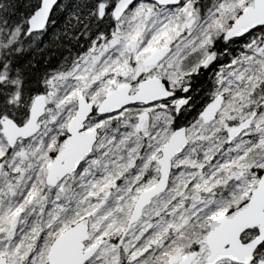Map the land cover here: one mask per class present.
Here are the masks:
<instances>
[{"label": "snow or ice", "instance_id": "snow-or-ice-1", "mask_svg": "<svg viewBox=\"0 0 264 264\" xmlns=\"http://www.w3.org/2000/svg\"><path fill=\"white\" fill-rule=\"evenodd\" d=\"M0 264H264V0H0Z\"/></svg>", "mask_w": 264, "mask_h": 264}]
</instances>
